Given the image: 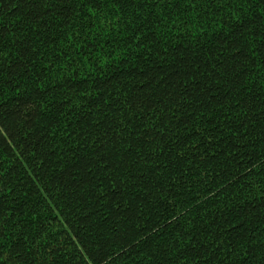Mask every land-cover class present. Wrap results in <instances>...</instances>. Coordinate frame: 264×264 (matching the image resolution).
I'll list each match as a JSON object with an SVG mask.
<instances>
[{
	"label": "trees",
	"instance_id": "trees-1",
	"mask_svg": "<svg viewBox=\"0 0 264 264\" xmlns=\"http://www.w3.org/2000/svg\"><path fill=\"white\" fill-rule=\"evenodd\" d=\"M0 264H264V0H0Z\"/></svg>",
	"mask_w": 264,
	"mask_h": 264
}]
</instances>
